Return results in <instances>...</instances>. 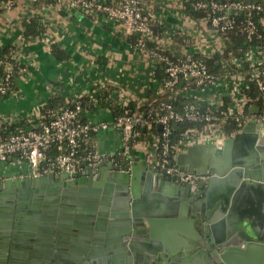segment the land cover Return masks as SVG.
I'll return each instance as SVG.
<instances>
[{"label":"crops","instance_id":"obj_1","mask_svg":"<svg viewBox=\"0 0 264 264\" xmlns=\"http://www.w3.org/2000/svg\"><path fill=\"white\" fill-rule=\"evenodd\" d=\"M97 1L118 5L123 0ZM140 1L143 10L149 14L157 28L155 34L149 39L163 51L173 56L192 52L197 56L207 58L223 48L222 35L212 27L209 18H196L186 11V3L189 0ZM1 6L4 10L0 13V47H13L15 58L26 69V72L15 77L11 94L0 98V119L7 120L6 125L19 123L29 114L39 117L43 113V107L53 98L70 102L76 96L81 97L102 83L112 87L110 95L119 99L120 104L123 100L121 96L139 105L156 96L161 84L156 72L158 69L162 70L163 64L158 59L152 58L149 51L136 45L139 34L130 31L123 23L110 19L100 12L89 13L67 8L63 3L54 0H16L11 5L3 3ZM30 18L39 19L44 27V31L38 37L25 34L24 21ZM262 22L264 23V19ZM53 45L64 50L69 57L63 60L58 59L52 52ZM96 95L97 93L90 94L92 98ZM194 96L197 102L205 106L223 105L225 107L231 104L233 95L232 91L224 86L219 89H209L208 92L201 91L195 93ZM252 111L257 112V107ZM85 113L90 122L113 121L112 113L99 103H96L94 109L85 110ZM12 119H14L12 122H8ZM229 134L228 132V137ZM140 143H142L141 146ZM93 147L94 151L103 157L117 153L121 148L120 131L117 127L111 126L100 131L93 139ZM145 155V142L138 141L131 150V156L135 161L132 159L127 164V168L131 170V164L135 162L136 164L143 163L145 170H155L148 164ZM110 163V158L107 157L98 166L83 168L78 173L82 180L76 184L75 190L66 196L62 190L58 193L56 201L58 206L74 209L79 202L93 201L92 194L97 188L102 190L105 186L110 188V202L113 206L119 184L111 176V171L108 169ZM93 169L97 170V173H93ZM144 169L142 173L138 170L141 173V179L138 180L137 186L140 193L139 200L142 201V206L138 210L149 213V218L157 220L153 232L161 237H154L155 250L162 251L166 255L164 258L170 261L169 264H181L182 261H185L184 264H198L199 258L197 260L186 258L184 254V249L193 250L195 248L196 235L200 231V225L197 224L195 218L187 214L189 207L193 206L192 202L184 194L178 196L177 191L172 190L170 192L172 195L162 192L164 185L158 174L153 175L147 184L148 178L145 176ZM30 172L27 159L14 156L6 161L0 160V228L8 218L17 214V209L20 208L18 212L26 221L20 229L21 235L24 238H34V236L46 234L45 239L39 241L37 252L33 251L29 245L15 248L17 253L14 262L34 264L37 258L51 257L57 253L53 248L57 235H60L62 239L63 248L59 252L61 260L68 262L73 257H79L80 260L86 261L90 253L94 254L90 250L94 241L92 233L88 241L80 239V230H74L71 220L64 222L62 231H58L53 226L52 232L48 233L30 224L34 217L31 204L22 205V208L18 206L19 198L26 196L29 199L32 198L33 189L16 185L13 182L7 185L6 182L18 177L25 178ZM32 177L35 176L32 175ZM43 185L55 186L56 183L48 182ZM248 196L247 202L250 201V206L253 205L255 209L251 213L245 209L234 211L235 218L248 221L254 235H262L264 234V217L257 212L258 203L254 194L250 193ZM205 198V190H202L198 191L193 200H204ZM7 200H12L13 205L9 206ZM98 200L99 198L97 202ZM181 200L187 203L182 213L177 209V213L163 215L172 209L171 204L175 202L181 204ZM56 210L58 215L66 212ZM67 213L68 216L76 214L72 211ZM153 213H158L160 216ZM213 213L210 211L211 215ZM110 214L108 213L103 218L104 229L99 231L101 238L96 241L98 242L97 251H94L99 257L95 259L92 256L91 259H104V264H128L129 258L123 253L113 252V250L106 252L105 246L108 241H112L111 244L116 247L122 239L120 237L123 228L120 224L122 218L111 217ZM166 220L168 222H162ZM145 228L150 231L151 225L146 223ZM231 232L228 235L230 238L240 234L238 229ZM241 235L246 237L244 233ZM47 237L53 239L52 243ZM140 240L147 244L151 243L149 238L142 237ZM243 241L238 240L234 244L237 247L236 256L238 255L239 261H244V264H264V245L262 248L247 250L249 247L243 246ZM248 241L258 242L249 238ZM101 246L102 250H98ZM197 250L198 248H195L189 256L191 257ZM142 252L147 254L145 250ZM131 264H136V260H131Z\"/></svg>","mask_w":264,"mask_h":264},{"label":"built area","instance_id":"obj_2","mask_svg":"<svg viewBox=\"0 0 264 264\" xmlns=\"http://www.w3.org/2000/svg\"><path fill=\"white\" fill-rule=\"evenodd\" d=\"M63 3L67 8L78 9L84 12L105 14L110 19L123 23L130 31L139 33L137 46L149 51L152 58L158 59L164 67L166 78L160 84L156 96H164L160 101L161 111L149 107L148 111H142L138 107H129V99L125 97L121 102L125 112L113 121L82 122L79 116L84 112L80 100L70 107L61 108L56 112H50L48 119L42 113L39 117L29 114L22 120L31 123H39L36 127L29 126L25 130L13 133L5 138L0 137V160L6 161L13 156L27 159L31 172L38 177L49 173L67 171L78 174L87 166H98L105 158L113 161L116 170L128 171L127 161H131L129 155L133 146L138 141L145 142L146 160L148 164L167 178L176 177L183 184L197 186L205 181L209 175L205 173L190 172L176 164L172 157L185 151L188 146L195 143H214L216 140L228 137L227 123L244 126L250 120H256L264 126V46H254L247 52V60L255 68L250 75H243L227 70L223 75H216L208 68L206 61L192 52H186L181 56H173L167 52L158 51L146 46L145 39L155 34L152 28V19L141 6L140 0H123L120 4L97 0H54ZM194 9H204L210 12V23L220 34L235 23V15L243 12L264 14V5L260 0H199L193 3ZM233 12V14H231ZM249 31L256 30V23L251 17L246 21ZM223 48L218 52L222 53ZM5 60L0 57V64ZM233 63L239 66V61ZM261 70H258L259 68ZM26 72L25 67L12 54L10 62L5 64L4 75L0 79V98L11 94L14 88V80L18 74ZM92 88L89 93H96L101 86ZM227 87L232 91L230 105L205 106L197 102L195 93L209 91L216 88ZM255 86L260 93L258 103L247 99L244 90ZM76 96L74 99L79 98ZM180 97L192 99L179 109L174 101ZM139 105V104H138ZM249 105V107H247ZM257 107V112L252 109ZM248 108V109H247ZM153 116L149 123L146 116ZM41 119H44L41 121ZM14 119L8 122H12ZM4 118L0 124H6ZM190 121L200 124L185 134L177 145L171 143V124L173 122ZM114 125L121 134V148L117 153L103 157L96 151H86L81 147V139L89 131L96 134ZM156 125L157 132L153 131L147 140L141 129ZM160 126L162 129H159ZM240 131V130H239ZM230 133L233 136L237 132ZM215 136L214 140L210 136ZM54 150L52 154L48 152ZM124 160V163H123Z\"/></svg>","mask_w":264,"mask_h":264},{"label":"water","instance_id":"obj_3","mask_svg":"<svg viewBox=\"0 0 264 264\" xmlns=\"http://www.w3.org/2000/svg\"><path fill=\"white\" fill-rule=\"evenodd\" d=\"M159 129L162 127L160 126ZM129 157L131 161L132 159L135 161L133 156L129 155ZM131 161H127L126 164ZM175 162L187 171L205 173L209 177L195 187L178 182L176 177H164L156 170H145L143 163L136 164L133 162L131 170L120 171L114 168L113 161H111L108 169L111 171V176L119 184L113 206L110 202L111 191L107 186L102 190L96 189L92 194L93 201L79 202L74 209L59 207L57 204L45 207L33 206V213L42 210V208L76 213V221H74L73 227L76 231L80 230L79 238L88 241L92 233L91 236L94 240L90 248L94 254L90 253L86 261L80 260L79 257H73L70 261L65 262L60 259L59 252L62 251L63 246L61 245V236L57 235L53 246L57 253L48 258H37L34 264H104V259L93 260L91 258L92 256L95 259L99 257L94 251L98 244L96 241L101 238L99 231L104 229L103 217L108 213L110 214L111 208V217L122 218L120 224L123 228L120 232L122 239L119 240L116 247H113L112 241L107 242L105 246L107 253L110 250L123 253L129 258L128 264H131V260L134 261V259L136 264H169L170 261L168 262L164 258L166 255L162 251L155 250L154 237H161L153 232L157 220L149 218V213L138 210L142 206V201L139 200L140 193L137 184L139 183L138 180L141 179L143 169L148 178L147 184L153 175L158 174L164 185L162 192L172 195L170 193L172 190L177 191L178 196L184 194L193 204L189 207L187 214L195 218L197 224L200 225L195 243V248L198 250L190 257L189 254L195 248L193 250L184 249L186 258H193L194 260L199 258L198 264H244V261H239L238 255L236 256L237 247L234 244L238 240H244L243 246L249 247L247 250L256 247L262 248L264 234L254 235L250 230L252 227L249 222L236 219L234 211L245 209L251 213L255 208L253 205L250 206V201L247 202V199L248 194L252 193L257 198V212L264 217V126L254 119L250 120L233 136L218 139L214 143H195L188 146L185 151L177 154ZM138 170H141V173ZM92 172L97 173V170L93 169ZM80 177V174L67 171L59 174L49 173L40 177H32L29 174L25 178L18 177L14 180H8L6 184L10 185L13 182L16 185L35 189L41 183L53 182L56 185L50 187L52 191L58 192L61 189L63 194H66L67 190L65 189L72 184L79 183V180H82ZM202 190H205L206 198L193 200L198 191ZM97 198H99L98 202ZM164 198L167 199L166 196ZM181 201V204L177 202L171 204L173 210L171 209L163 215L177 213V209L182 213L187 203L185 200ZM19 210L17 209V214L15 213L12 218H8L0 228V264H5V262L6 264H16L14 262L17 253L15 248L29 245L33 251L37 252L39 241L45 239L46 234L43 236L40 234L34 238H24L21 235L20 229L23 228L26 221L23 215L19 214ZM210 211L214 212L213 215L210 214ZM50 214L52 215L51 211L48 212L49 217L46 219L41 216H34L30 224L34 225L35 228L44 229L48 233L52 232L53 226L58 231H62L64 228L63 219L57 218V216L56 219L51 218ZM155 215L160 216L158 213ZM162 222H168V220ZM146 223L151 225L150 231L145 228ZM235 229H238L240 234L231 238L228 237L232 233L231 231ZM241 233H244L246 237L244 238ZM142 237L149 238L151 243L143 242L140 240ZM248 238L258 242H249ZM49 241L52 243L53 239L49 238ZM98 250H102V246ZM144 250L147 254L142 252ZM184 262L182 261L181 264Z\"/></svg>","mask_w":264,"mask_h":264},{"label":"trees","instance_id":"obj_4","mask_svg":"<svg viewBox=\"0 0 264 264\" xmlns=\"http://www.w3.org/2000/svg\"><path fill=\"white\" fill-rule=\"evenodd\" d=\"M16 0H0V13L4 10V8L1 6L3 3H10L13 4ZM199 1V0H189L186 3V11L196 17V18H202L207 17L210 20V12L208 10L194 9L193 3ZM209 1V0H205ZM240 1H252V0H240ZM260 3L264 5V0H260ZM251 17V19L254 20L256 23V30L254 32L249 31V29L246 26L247 19ZM236 23L235 25L224 31L221 32L220 35H222V38L224 40L223 44V52L222 53H216L212 57H203V59L206 61L208 68L211 72H213L216 75H223L227 68H229L230 72H236L244 77H247L250 75V72L254 71L255 68H253L250 63L247 60V52L250 48L254 46H264V23L262 20L264 19V14H257L252 13L251 15L248 12H245L244 14H236L235 15ZM25 26V34L26 36H32V37H38L43 31L44 27L41 23V21L37 18H30L28 20L24 21ZM152 28L154 32H156V25L152 22ZM138 39L136 40V45L138 44ZM146 46L148 48H153L158 51H163L162 49L158 48L152 41H150L149 38L145 39ZM52 52L56 55V57L60 60L67 59L69 55L62 49H60L57 45L52 46ZM166 52V51H163ZM13 54V47L8 48H1L0 47V57L5 60L4 63L0 64V79L4 75V69L5 64L10 62L12 59ZM238 60L239 66H236L233 61ZM162 70H157L156 74L158 75L160 83L164 81L166 78L164 67L161 68ZM260 67L258 70H261ZM112 91V87L109 85H103L101 86L100 90L95 96V98H92L89 93L77 98L72 99L70 102L61 101L60 99L53 98L50 103L46 104L43 107V114L45 115V120L48 119V115L50 112H56L61 110V108L64 107H70L75 104L76 100H80L81 105L84 108V112L79 116L80 121L88 123L89 120L86 117L85 110H92L95 108L96 103H99L103 108H106L109 110L112 115L113 119L117 118L119 115L123 114L125 112L124 107L120 104L119 99L116 97H112L110 95ZM244 94L247 96L249 100H251L254 103H258L260 99V93L257 90L255 86H251L244 90ZM164 96H154L150 99H148L146 102H144L141 105H138L136 102H130L129 107H138L142 111H148L149 107H154L157 109V111H161L160 101L164 99ZM97 100V101H96ZM192 99L187 97H180L176 101H174L175 106L179 109L181 106H183L186 102L191 101ZM249 107V105L247 106ZM248 109V108H247ZM51 112V113H52ZM146 120L150 123L152 119H154L153 116H146ZM44 119H41V121ZM39 123H31L26 120H22L19 123H14L11 125L6 124H0V137L5 138L13 133H17L19 131L25 130L29 126H37ZM195 127H200V124H195L194 122L190 121H183V122H173L171 124L172 133L170 136L171 143L173 145H177L181 142L183 137L186 133H188L191 129ZM226 131L229 133L234 132V130H241L243 126L237 127V125L232 123H227L225 126ZM144 140H147L150 136V134L155 131L157 132L156 125L149 126L146 129H141ZM96 136V133L93 131H89L86 135H84L81 139V147L82 149L86 151H94L93 147V139ZM54 150L49 151L48 154H52ZM14 157V156H13ZM173 160H175V157H172Z\"/></svg>","mask_w":264,"mask_h":264},{"label":"flooded vegetation","instance_id":"obj_5","mask_svg":"<svg viewBox=\"0 0 264 264\" xmlns=\"http://www.w3.org/2000/svg\"><path fill=\"white\" fill-rule=\"evenodd\" d=\"M46 184H48V183H46ZM76 184L77 183L72 184L69 188L65 189V190H67V193L64 194V196H66L70 192H73L75 190ZM50 187H53V186H51V185L50 186H44L41 183L39 186H37L35 189H33V192H31V194H32L31 195L32 196L31 199H29V197H27V196L23 197V198H20L19 199L20 204L19 205L17 204V205L22 208V205H25V204H31V207H33V206H43V207H45V206H48V205L51 206V205L57 204L58 202H56V201L58 200V196H59L58 193L61 192V189L58 192H56V191H52V189ZM7 201H8L7 204L9 206L13 205L12 200H7ZM49 211L52 212V215L50 214L51 218L54 217L56 219V216H57V218L63 219L62 220L63 225H64V222L66 223V222H68L70 220L72 221V223H74V221H76V214H72V216H68V213L65 212L62 215H58L57 214V210L55 209L53 211V209H51V208H49V209H43L42 208V210H39L36 213H34V216H41V217H44V219H46V218L49 217V215H48Z\"/></svg>","mask_w":264,"mask_h":264},{"label":"rangeland","instance_id":"obj_6","mask_svg":"<svg viewBox=\"0 0 264 264\" xmlns=\"http://www.w3.org/2000/svg\"><path fill=\"white\" fill-rule=\"evenodd\" d=\"M110 126H111V127H115L113 124H112V125H110ZM214 138H215V136H213V135H211V136H210V139H211V140H214ZM139 145L141 146V145H142V143H140Z\"/></svg>","mask_w":264,"mask_h":264}]
</instances>
